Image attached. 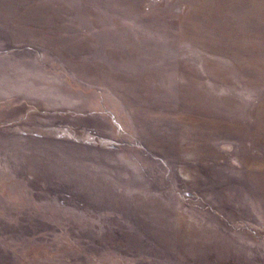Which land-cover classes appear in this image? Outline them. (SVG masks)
Instances as JSON below:
<instances>
[{"label": "rangeland", "instance_id": "rangeland-1", "mask_svg": "<svg viewBox=\"0 0 264 264\" xmlns=\"http://www.w3.org/2000/svg\"><path fill=\"white\" fill-rule=\"evenodd\" d=\"M0 264H264V0H0Z\"/></svg>", "mask_w": 264, "mask_h": 264}]
</instances>
